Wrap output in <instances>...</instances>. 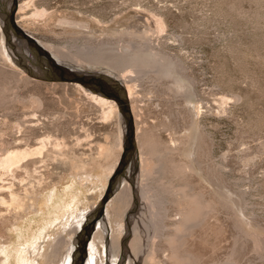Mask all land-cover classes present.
I'll use <instances>...</instances> for the list:
<instances>
[{
	"label": "rangeland",
	"instance_id": "obj_1",
	"mask_svg": "<svg viewBox=\"0 0 264 264\" xmlns=\"http://www.w3.org/2000/svg\"><path fill=\"white\" fill-rule=\"evenodd\" d=\"M17 2L18 7L30 6L28 14L33 6L45 8L46 17L21 22V28L37 41L63 48L69 54L77 52L72 46L74 42L80 46L86 38H110L111 43H119L115 38L123 37L126 41L134 38L136 43H141L137 50L149 53L144 45L151 43L178 65L176 68L183 75L181 81L187 88L176 87L173 91L169 89L173 86L169 78L156 80L152 75L150 78L139 75L137 105L140 120L149 128L161 129L158 134L165 143L185 138L194 130L201 134L200 144L193 146L191 154L196 159L194 167L197 168L198 163L202 169L192 177L193 186L205 200H214L216 205L205 223L193 228L185 237L183 249L191 253L198 264H264V0ZM135 10L142 18L136 19ZM154 15L162 17L165 27L162 32L154 26ZM64 20L88 22L92 30L69 28L62 23ZM96 20H100L101 25ZM129 26L135 27L130 29L131 33H126ZM28 77L23 69L5 61L0 52V144L20 133H28L26 127H38L39 135L49 133L53 137H64L88 169L92 164L96 167L91 170L93 178L89 182L86 178L70 175L61 181V177L70 172L69 164L59 159L53 161L51 153L43 161H30V170L36 168L37 174L29 175L24 187L36 186L39 177L47 184L61 182L53 187V203L48 211L31 212L18 219L10 216L1 219L5 211L0 210V242L4 241V236L13 237L11 242L0 245V264H43L50 234L65 223L62 212L73 213L69 208L71 204L77 209L88 207L93 212L102 196L105 197L106 189H110L111 198L115 197L125 184L123 175L133 173L132 161L129 169L119 168L125 153L124 141L119 145L120 130L123 129L119 115L105 118L102 109L87 103L83 94L72 85ZM28 97L38 98L41 106L35 108ZM33 111L36 114H31ZM17 118L22 123L25 119L35 121V126L26 120L23 125H28L24 127L21 123V126ZM75 138L80 144L76 145ZM108 159L115 162L111 173L102 166ZM137 176L138 169L133 178ZM0 178V185L4 187L12 182L10 176L0 174ZM173 184L179 185V180H173ZM156 200L160 202L158 209L163 214L160 221L149 216L143 205L136 207L133 213L136 218L143 219L144 232L150 230L153 235L148 237L142 232L148 242L138 264H145L144 259L152 248L157 249L158 259L161 257L157 264L169 254L161 237H154V228L167 225L163 232L170 229L168 224L178 218V204L160 190ZM5 221L4 228L2 223ZM99 225H103L104 235L100 241L96 240L97 250L93 254L97 255V263L119 264L120 257L117 259L113 253L112 239L118 236L120 242L126 234L125 226L122 235L118 234V228L108 216ZM132 235L128 237L122 264H128L130 254L133 256L129 248ZM61 237L69 240L66 233ZM75 247L79 248V244L73 246L69 254ZM64 259L65 264H69L66 254Z\"/></svg>",
	"mask_w": 264,
	"mask_h": 264
},
{
	"label": "bare ground",
	"instance_id": "obj_2",
	"mask_svg": "<svg viewBox=\"0 0 264 264\" xmlns=\"http://www.w3.org/2000/svg\"><path fill=\"white\" fill-rule=\"evenodd\" d=\"M10 3L11 2H9L8 5H10ZM29 7V5L25 4L21 5L20 7L17 6L18 9L16 12L15 20L20 27L21 22L28 21L32 18L46 17L48 15L45 8L37 9L36 6H33L32 12L28 14V11L31 10L29 9ZM135 13L136 19L137 17L139 19L142 18V15L137 16V10H135ZM152 18L154 20L155 28L162 32L163 28H165L163 21H161L162 17L158 18L154 15L152 16ZM96 22L98 25H101L100 20H96ZM62 23L75 30H92L91 24L85 21L76 22L72 20H64ZM134 27L135 26H129L126 29V33H131L130 29ZM10 38L11 41H13L14 43L16 42L14 36ZM115 39H117L119 43H111L110 38L93 40L92 38H86L83 42H81L82 44L80 46H78L76 42H74L72 46L75 47V50L78 52H76L75 54H69L67 51H64L63 48L54 47L52 46V44H47L39 41L37 42L62 67H67L72 72L78 74L95 73L104 75L121 84L124 89L126 101L133 119L135 147L137 148L134 157H136V159L132 160L133 173L130 175H128V173H125V175H123L125 184L123 188L118 191V194L115 197L111 198L112 194L108 192L103 198L106 199L108 203L104 209V217L108 216L110 217V219H113V223L116 225V228H118L116 229L118 234L122 233V228L125 226L126 234L124 235V237H122L121 241H118V236H113L112 239L114 250L113 253H115L117 259H119L120 257L119 264L123 263L122 258L126 252L128 237L129 235H132L131 229L133 222H135L133 230L135 233L134 235H132L133 238L129 242V248L132 251L133 256L130 254L128 264H138V261L142 259L145 252L144 246L148 242L146 240L148 238L145 239L143 236L144 234L142 233L145 230L141 226V222L143 219L141 217L136 218L133 213L135 209L137 210L136 207L143 205V207L146 209L145 211L147 212V214H149V216H152L153 219L159 218L160 221V218L163 217V214L159 212L158 205L160 204V202L156 200L158 190H160L163 194L171 196L172 201L178 204V218L173 220L171 224H168L170 229H167L166 232H163V228L165 229L167 225H159L155 226V228L153 227L156 232V234H154V237H161L162 242L166 244V247L169 250V254L165 256L164 261H160V264H198L197 260L192 256V254L188 251L186 252L183 249V247L185 248L184 240L185 237L189 233H191L190 231L193 228L205 223L206 218L211 215L213 211H215L216 205V201L214 200H205L202 193L200 191H197L193 186L192 177L194 175L196 176L197 171L199 172L201 170L202 172V169L200 168L201 166L198 163H196L197 168L194 167L193 162L196 161V159H194V156L192 158L191 154L193 153V146L195 144L199 146L201 134H197L194 130L189 136L185 138H180L178 140L172 139L170 143H165L162 141L161 137L158 134L161 129L149 128L146 125L145 121L143 122L142 120H140V108H138L139 105H137L139 99V85L137 84L138 80L140 79L139 75L145 76V78H150L152 75L155 76L153 78H156V80L169 78L172 80L171 83L173 85L169 89L173 91H175L176 87L178 89H185L187 88V85L181 81L183 75L178 72L176 68L178 65H176L172 59L166 57L163 52L157 51V48L155 46H152L151 43H149V45L148 43H145L144 49H146V51L149 53H143L142 51L137 50V48H140L139 46L141 45V43H136L134 41V38L127 39L128 41H126V39H124L123 37ZM115 39H113V41H115ZM73 41L75 40H72V42ZM141 49H143V47H141ZM10 50L8 49V46L5 42V37L2 33V21L0 20V52L4 56L5 61L9 62L11 66H13V64L17 66L14 59L15 54L12 50ZM18 51L22 50L18 49ZM24 51L26 52V48H24ZM124 52H127L126 55ZM118 53H121V56ZM172 65H174V67H172ZM22 74L27 77L25 73L22 72ZM64 84L67 86L72 85L83 94L82 97H85L87 103L102 109L103 116L105 118H111V116L113 115L120 116L118 106L114 101L101 95H97L96 93L85 89L77 83ZM176 91L178 90L176 89ZM28 98L35 108L41 106L40 100L38 98ZM35 111L38 112L39 110ZM35 111H33L34 113H30L36 114ZM49 115L51 114L49 113ZM18 119L19 118H17L16 121H19L21 125L22 122ZM25 120L23 122L24 124L26 121L29 122V120ZM120 120L123 123V129L120 130L121 138L119 141V145L122 144L125 133V123L123 122L121 117ZM32 122L29 123L31 124ZM41 124L42 123H40V125ZM20 125L18 124L17 126L19 127ZM23 126L26 127L25 125ZM32 126H35V124ZM162 126L165 128L164 125ZM26 129L28 130V133L24 128L23 131L26 133H24L23 135V133L21 134V131L18 129L21 135L19 134L18 136L17 134L18 137H15L10 141H3L0 144V174L10 176L12 179V182H10L6 187H4L3 184L0 185V210L5 211V213H2L3 211L1 212V219H5L7 216L18 219L23 217L22 215L30 214L31 212L36 213L39 211H48L49 207L53 203V187H56L57 183H60L69 175L73 178H86L88 182L93 178L92 174L90 173L92 172L91 170L96 167V165L92 164L91 167L89 166L90 169H88L86 167V162H83L77 155H75L76 153L73 152L74 150L68 145L64 137H53L52 134L50 135L49 133L39 135L37 134L39 131L38 127H26ZM75 140L76 145L78 143L80 144L78 138H75ZM50 153L53 154V161L59 159L61 162L69 164L70 172L67 173L66 176L64 175L63 177H61V181L56 183L47 184L44 181L43 177H39L38 180L36 179V186L34 185L30 188L24 187L23 183H25L24 181L26 180V178L29 177V175H31L32 173L37 174L36 168L32 171L30 170V161H43V159L45 157H48ZM130 165L131 161L129 163L124 162L122 164L121 170H123L124 168L129 169ZM102 166L107 167L108 172L111 173L115 168V162H112L110 159H108L107 162H105V164H103ZM137 169L139 171V176L133 178V175ZM81 170L84 171L81 172ZM128 172L131 173V171ZM38 174L41 173L39 172ZM173 180H179V185H174ZM1 181L2 180H0V182ZM14 181H16L17 184H15ZM114 182H116V180ZM135 183L137 184L136 188L134 187ZM154 183L156 186H153ZM138 184L140 186L139 189ZM163 204H165V202ZM100 205L101 203L98 204L97 208L93 210V212H91L89 211L91 209H89L88 207L82 206L80 209H77L74 208L71 204L69 208L73 213H71L70 215H66L65 212L68 211L62 212V214H64L65 216V223H62L61 227L56 232L50 234V242L48 243L43 255V264L67 263V261L64 259L65 254L67 255V259L70 260V255L72 252L69 254V251H72L73 246H76L77 244H79V248H76V253L72 256V258L75 257L73 264H85L84 259L86 258V256L88 258L86 264H98L97 255L93 253L97 248L96 240L102 239V234L104 235V233H102L103 225H99L100 222H98V224L96 225V232L94 231L95 234L93 233L94 235H92L91 240L88 244V254H86L85 251L84 236L87 229L89 228L88 223L91 221V219L94 217L98 218L100 216ZM58 206H60V203L58 204ZM141 210L142 208L140 209V211ZM86 216L87 224L84 226L83 232L81 234H78V231ZM138 216H140L139 212ZM5 223L6 221L2 223V226L4 228ZM63 233H66V235H68L69 240H65L64 237H61ZM144 233L148 237L152 235L150 230H146ZM4 238V241H1L0 245L11 242L13 240V237L10 236H4ZM49 248H52L50 249L51 251L49 250L50 252H48ZM156 251V248H152L150 254L146 259H144L145 264L159 263V259L161 257H159L158 259ZM80 259H82L81 262Z\"/></svg>",
	"mask_w": 264,
	"mask_h": 264
},
{
	"label": "water",
	"instance_id": "obj_3",
	"mask_svg": "<svg viewBox=\"0 0 264 264\" xmlns=\"http://www.w3.org/2000/svg\"><path fill=\"white\" fill-rule=\"evenodd\" d=\"M10 3V5H8ZM17 0H0V20L2 21V33L5 37V42L8 49H11L15 54L14 59L18 67L23 69L27 75L38 81L48 83H77L85 89L102 95L106 98L112 99L118 106V111L121 119L125 123L124 133V156L121 159L119 168L124 162L129 163L135 157V133L133 126V119L129 106L126 101V96L123 87L118 82L101 74L95 73H74L67 67L59 65L52 56L37 42L35 37L24 31L16 22L15 16L17 12ZM14 36L16 42L11 41L10 37ZM26 48V52L24 51ZM21 49L22 51H18ZM106 189V193L110 192ZM104 195V196H105ZM102 197L99 207L100 216L91 219L90 227L87 229L84 236L85 251L88 254V244L91 240L92 234L95 231L97 221L101 222L104 216V209L107 200ZM99 203V204H100ZM89 214V213H88ZM87 214V216H88ZM103 214V216H102ZM87 216L83 221L78 234L83 232L84 226L87 224ZM100 220V221H99ZM84 248V246H83ZM76 253V247L70 255V264H73ZM87 260V256L84 261ZM82 259H80V262Z\"/></svg>",
	"mask_w": 264,
	"mask_h": 264
}]
</instances>
